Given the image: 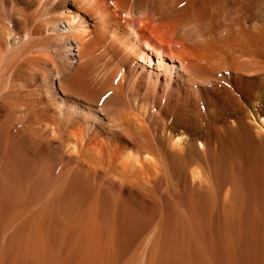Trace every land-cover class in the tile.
I'll use <instances>...</instances> for the list:
<instances>
[{"label": "bare ground", "instance_id": "bare-ground-1", "mask_svg": "<svg viewBox=\"0 0 264 264\" xmlns=\"http://www.w3.org/2000/svg\"><path fill=\"white\" fill-rule=\"evenodd\" d=\"M0 264H264V0H0Z\"/></svg>", "mask_w": 264, "mask_h": 264}, {"label": "rangeland", "instance_id": "rangeland-1", "mask_svg": "<svg viewBox=\"0 0 264 264\" xmlns=\"http://www.w3.org/2000/svg\"><path fill=\"white\" fill-rule=\"evenodd\" d=\"M123 20H124V19H122L121 22H123ZM127 22H128V24H129L130 27L133 26L132 22H130V19H128ZM154 57H155V56H153V63L156 64V59H155Z\"/></svg>", "mask_w": 264, "mask_h": 264}]
</instances>
